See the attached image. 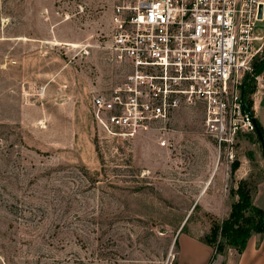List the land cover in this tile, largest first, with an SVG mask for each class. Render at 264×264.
<instances>
[{"label":"rangeland","instance_id":"1","mask_svg":"<svg viewBox=\"0 0 264 264\" xmlns=\"http://www.w3.org/2000/svg\"><path fill=\"white\" fill-rule=\"evenodd\" d=\"M111 1L0 0V264H204L209 247L186 235L226 217L213 194L230 196L235 171L202 104L133 136L95 117L92 94L129 71L103 46ZM233 158L252 184L264 175L255 133Z\"/></svg>","mask_w":264,"mask_h":264},{"label":"built area","instance_id":"2","mask_svg":"<svg viewBox=\"0 0 264 264\" xmlns=\"http://www.w3.org/2000/svg\"><path fill=\"white\" fill-rule=\"evenodd\" d=\"M110 10L105 53L129 71L109 93L92 94L95 117L133 136L200 103L205 133L232 162L238 136L256 130L241 83L264 47V0H112ZM254 79L253 92L264 71Z\"/></svg>","mask_w":264,"mask_h":264},{"label":"trees","instance_id":"3","mask_svg":"<svg viewBox=\"0 0 264 264\" xmlns=\"http://www.w3.org/2000/svg\"><path fill=\"white\" fill-rule=\"evenodd\" d=\"M263 71L264 47L261 53L253 59L252 73H250L245 86V100L251 113H254L251 97V93L254 90L252 81L255 74ZM254 121L256 124L255 136L260 142L261 151L264 156L263 128L255 116ZM238 165L239 160L235 158L231 162V172H234ZM254 185L247 178H241L237 181L236 187L232 186L230 188V192L236 194L237 198L231 202L228 215L219 221L213 220L209 232L202 238L203 241L212 245L214 256L223 252L227 246L234 247L238 252L242 251L252 232H262L264 230V211L252 199Z\"/></svg>","mask_w":264,"mask_h":264},{"label":"crops","instance_id":"4","mask_svg":"<svg viewBox=\"0 0 264 264\" xmlns=\"http://www.w3.org/2000/svg\"><path fill=\"white\" fill-rule=\"evenodd\" d=\"M251 97L253 100L252 107L254 111V116L259 120L264 132V86L262 89H259L254 92L252 91ZM234 171H235L234 177H236V179L233 181L232 186L236 187L237 181L239 179L247 178L248 170L245 168L244 171H241L238 165V167ZM254 184L255 185L252 190L253 202L256 205L260 206L264 211V175L259 179H257ZM213 197H215L217 200L229 199L230 203L225 213L227 216L230 211L231 202L237 198V195L232 194L230 192V196H229L225 192L222 193L218 192L216 194H213ZM186 240L189 243H193V244L201 243V241H203L201 238L200 239L194 238L189 235H186ZM204 247H209L210 249L209 255L207 257L206 255L204 256V264H207L208 260L210 259V255H212L214 249L212 245L208 244L205 241H204ZM226 256H227L226 258H228L229 260L227 261V264L228 262H230V260L232 261L233 264H264V230L262 232H255V231L252 232L251 235L248 237L244 249L240 252H238L234 247L227 246ZM175 264L178 263L176 262Z\"/></svg>","mask_w":264,"mask_h":264},{"label":"water","instance_id":"5","mask_svg":"<svg viewBox=\"0 0 264 264\" xmlns=\"http://www.w3.org/2000/svg\"><path fill=\"white\" fill-rule=\"evenodd\" d=\"M249 75H250V71H246L245 74H244L242 83H241V101H242L243 107L246 110H249V109L247 107L246 100H245V86H246V82H247V79H248Z\"/></svg>","mask_w":264,"mask_h":264}]
</instances>
